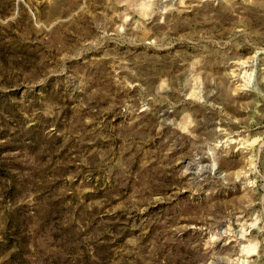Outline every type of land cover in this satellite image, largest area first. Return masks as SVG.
<instances>
[{"label": "rangeland", "instance_id": "1", "mask_svg": "<svg viewBox=\"0 0 264 264\" xmlns=\"http://www.w3.org/2000/svg\"><path fill=\"white\" fill-rule=\"evenodd\" d=\"M0 264H264V0H0Z\"/></svg>", "mask_w": 264, "mask_h": 264}]
</instances>
